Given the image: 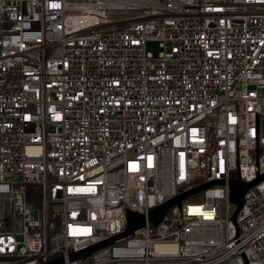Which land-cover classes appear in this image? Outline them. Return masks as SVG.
<instances>
[{"label": "built area", "instance_id": "2783aa9c", "mask_svg": "<svg viewBox=\"0 0 264 264\" xmlns=\"http://www.w3.org/2000/svg\"><path fill=\"white\" fill-rule=\"evenodd\" d=\"M261 174L264 0H0V264H264Z\"/></svg>", "mask_w": 264, "mask_h": 264}, {"label": "water", "instance_id": "95a60500", "mask_svg": "<svg viewBox=\"0 0 264 264\" xmlns=\"http://www.w3.org/2000/svg\"><path fill=\"white\" fill-rule=\"evenodd\" d=\"M262 179H264V174L258 175L255 179L248 181V182L241 181L240 179H231L228 181L229 199H230V202L234 205V210L231 214V218L233 220H235V218H236V216H237V214L241 208L242 199H243V195H244L245 191L249 187L253 186L255 183H257L258 181H260ZM216 183H223V181L222 180L209 181L205 184L197 186L191 190H188L187 192H184V193H182V194H180L174 198H171V199L165 201L164 203L152 208L147 214V219L149 221H151L152 223L157 224L162 219L167 208L170 205H172V204L180 205V202L183 198H185L189 195H192V194L204 189L205 187H208V186L216 184ZM144 223H145L144 215L133 212V211H128L127 212V226H126L124 231H122L121 233L116 234L114 236H111L105 240H102L100 242H96L95 244H93L87 248H84L82 250L70 252L68 257H69V259H76V258L87 256L99 248H102L104 246H107L109 244L117 242V241L133 234L134 232H136L137 230L142 228ZM61 262H62V257H58V258H55V259L49 261L48 264H59Z\"/></svg>", "mask_w": 264, "mask_h": 264}, {"label": "rangeland", "instance_id": "374dc122", "mask_svg": "<svg viewBox=\"0 0 264 264\" xmlns=\"http://www.w3.org/2000/svg\"><path fill=\"white\" fill-rule=\"evenodd\" d=\"M145 48L147 52H150L153 55H157V53L161 50L159 42L156 40L147 41Z\"/></svg>", "mask_w": 264, "mask_h": 264}, {"label": "bare ground", "instance_id": "6f19581e", "mask_svg": "<svg viewBox=\"0 0 264 264\" xmlns=\"http://www.w3.org/2000/svg\"><path fill=\"white\" fill-rule=\"evenodd\" d=\"M160 247H162V245H157V248H160Z\"/></svg>", "mask_w": 264, "mask_h": 264}]
</instances>
